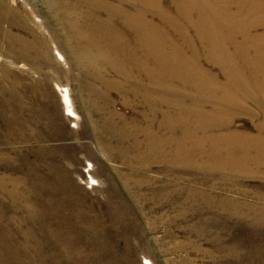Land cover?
Returning a JSON list of instances; mask_svg holds the SVG:
<instances>
[{"label": "rangeland", "instance_id": "obj_1", "mask_svg": "<svg viewBox=\"0 0 264 264\" xmlns=\"http://www.w3.org/2000/svg\"><path fill=\"white\" fill-rule=\"evenodd\" d=\"M43 42L50 62L38 69ZM71 48L50 0H0V210L18 240L0 243V264H264V213L247 210L264 208V176L155 164L134 175L145 180L136 199L104 123L115 113L142 123L146 108L115 89L99 99L103 85L72 63ZM250 107L257 117L236 114L233 130L258 132L264 119Z\"/></svg>", "mask_w": 264, "mask_h": 264}, {"label": "bare ground", "instance_id": "obj_2", "mask_svg": "<svg viewBox=\"0 0 264 264\" xmlns=\"http://www.w3.org/2000/svg\"><path fill=\"white\" fill-rule=\"evenodd\" d=\"M50 5L71 43L72 63L103 85L99 99L106 101L115 89L126 104L146 108L142 123L122 113L104 123L118 139L106 146L121 148L113 155L124 159L123 184L136 199L144 194L145 180L134 175L155 164L264 176V123L256 125V134L233 130L236 114L257 117L250 103L264 119V0H50ZM37 52L39 69L51 54L44 42ZM105 73L111 78L103 79ZM63 98L69 115L78 117L68 88ZM176 128L180 136H166ZM3 218L0 210V243L17 244Z\"/></svg>", "mask_w": 264, "mask_h": 264}]
</instances>
